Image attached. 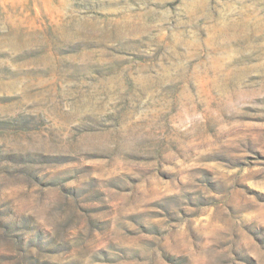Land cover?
<instances>
[{
	"label": "rangeland",
	"instance_id": "rangeland-1",
	"mask_svg": "<svg viewBox=\"0 0 264 264\" xmlns=\"http://www.w3.org/2000/svg\"><path fill=\"white\" fill-rule=\"evenodd\" d=\"M0 264H264V0H0Z\"/></svg>",
	"mask_w": 264,
	"mask_h": 264
}]
</instances>
